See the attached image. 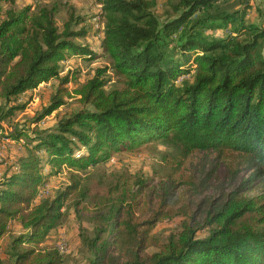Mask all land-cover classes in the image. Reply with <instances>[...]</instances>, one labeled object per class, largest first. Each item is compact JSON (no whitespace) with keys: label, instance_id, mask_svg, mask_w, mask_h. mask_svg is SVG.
<instances>
[{"label":"trees","instance_id":"16d2710c","mask_svg":"<svg viewBox=\"0 0 264 264\" xmlns=\"http://www.w3.org/2000/svg\"><path fill=\"white\" fill-rule=\"evenodd\" d=\"M97 1L110 64L75 91L80 107L60 114L73 81L63 64L98 58L76 41L88 33L83 19L72 8L60 27L57 4L0 0V129L24 96L59 82L29 127L11 133L23 154L0 178V264H65L50 232L71 203L90 199L99 224L80 237L88 264H264V10L252 0H166L163 12L158 0ZM109 72L120 84L108 88ZM53 113L56 124L40 128ZM156 141L205 156L180 184H161L157 204L143 184L91 197L83 172ZM63 168L68 185L39 197ZM182 187L194 199L178 196ZM173 214L180 230L156 235Z\"/></svg>","mask_w":264,"mask_h":264},{"label":"rangeland","instance_id":"374dc122","mask_svg":"<svg viewBox=\"0 0 264 264\" xmlns=\"http://www.w3.org/2000/svg\"><path fill=\"white\" fill-rule=\"evenodd\" d=\"M15 1L19 7L31 5L36 8L44 4H57L60 12L57 15V23L60 27L63 26L64 21L68 17L71 9L73 8L76 15L83 19L78 29L85 27L88 31L87 36L77 39V43L90 47L98 55L94 60H87L77 56H72L69 62L63 64V75L71 74L72 83L68 85L71 96L66 99V105L61 107L58 111L62 113H71L80 107L79 98L76 96L75 91L88 79H90L97 68L104 67L110 64L108 56L104 55L101 48L102 34L99 32L102 20L97 18L100 11V5L97 0H6ZM166 0H158V11L163 12L165 9ZM100 19V20H99ZM109 83L108 88L115 87L120 81V77L115 76L114 72H109L107 75ZM188 77H183V79ZM182 79V78H181ZM59 82L54 80L48 84L41 85L35 92H33L32 100L29 99L27 94L22 98L21 103H27L23 111L17 112L13 119L12 124L8 122L3 123L4 129H0V150L11 149L13 157H18L19 153L23 150L21 143H15L12 140L11 133L18 125H26L29 127L28 122L36 117V115L46 107L52 95L57 90ZM120 84V83H119ZM53 92V94H52ZM25 101V102H24ZM59 113H53L50 117L46 118L40 128H49L56 124V119ZM11 125V126H10ZM33 125V126H32ZM30 125L31 128L36 127V124ZM29 130V131H30ZM28 131V132H29ZM26 132V130H25ZM3 149V150H4ZM2 150V151H3ZM23 152L20 154L22 155ZM82 155V151L77 153ZM205 153L196 152L189 157L183 154L181 147L173 146L172 144L164 141H156L151 144L144 145L143 147L130 152L113 155L112 159L104 164L89 168L83 172L85 185L89 187L91 197L100 195H110V186L120 183L123 188L126 185L127 191H136L140 185L146 186V195L153 199V203H158V196L160 194V186L168 181H174L176 185L186 180L187 177L193 172L194 166L202 162ZM2 158V156H0ZM215 155L207 156V159H214ZM0 158V159H1ZM49 171L50 167H46ZM61 169L59 174L54 179H51L47 186L41 189L39 197L42 194H48L53 197L60 189L64 188L69 183V173ZM185 194V195H184ZM257 194L254 191L252 195ZM178 196L187 197L191 199L194 197L190 192H186L185 188H180ZM113 197H117L115 194ZM100 198V199H101ZM93 199V198H92ZM99 199V200H100ZM98 200L90 199V202H82V204L75 208L71 203L69 209L65 212L62 223L50 232L51 237L48 243L51 246L57 247L63 255H65V264H88L89 252L85 249H80V237L83 235L92 236V232L99 224L96 218L97 211L94 209V203ZM181 217L180 215L173 214L172 217L165 219L155 229L154 233L159 237H166L171 233L180 230ZM14 232L17 227H12ZM21 230L17 232L20 233ZM205 233H201L199 237H204ZM11 241V237L7 235L5 242L2 243V252L5 251V246Z\"/></svg>","mask_w":264,"mask_h":264},{"label":"crops","instance_id":"0c3cea01","mask_svg":"<svg viewBox=\"0 0 264 264\" xmlns=\"http://www.w3.org/2000/svg\"><path fill=\"white\" fill-rule=\"evenodd\" d=\"M252 5H253V10L256 8H260V9L264 10V0H252ZM3 149H4V147L0 150V156H2V158L0 157L1 158L0 159V178L5 173L7 168H9V166L12 165L13 163H15V161H16L15 160L16 157H13L12 153H9V151H11V149H9V150H7V149L3 150ZM21 152H23V150ZM20 153H19V155H20ZM3 242H5V239L3 240Z\"/></svg>","mask_w":264,"mask_h":264},{"label":"built area","instance_id":"2783aa9c","mask_svg":"<svg viewBox=\"0 0 264 264\" xmlns=\"http://www.w3.org/2000/svg\"><path fill=\"white\" fill-rule=\"evenodd\" d=\"M43 194H42V192H41V195H40V197L42 196Z\"/></svg>","mask_w":264,"mask_h":264}]
</instances>
